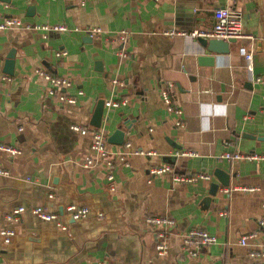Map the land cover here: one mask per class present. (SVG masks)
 <instances>
[{
    "label": "crops",
    "instance_id": "0c3cea01",
    "mask_svg": "<svg viewBox=\"0 0 264 264\" xmlns=\"http://www.w3.org/2000/svg\"><path fill=\"white\" fill-rule=\"evenodd\" d=\"M222 7L241 14L243 36L216 54L189 33L210 30ZM8 17L31 28L0 30V143L19 150H0V170L7 171L0 174V229L14 231L10 243H0V264H254L250 247L264 244V161L220 156L264 155V0H0V21ZM55 24L67 30L34 28ZM85 28L99 32L88 36ZM172 29L187 35H163ZM38 70L71 84L62 91ZM164 90L180 114L168 110ZM64 91L74 103L59 99ZM123 99L119 107L105 105ZM100 100L97 128L91 120ZM202 105L210 112L227 106L226 116L209 117L207 132ZM72 124L101 130L109 152H124L126 162L115 159L112 180L102 163L83 167L94 156L91 136ZM116 129L123 131L122 144L107 140ZM137 149L157 155H137ZM182 150L195 155H174ZM165 164L173 171L149 175V168ZM174 173L209 178L180 182ZM70 204L87 207L88 215L70 221ZM20 206V220L8 221ZM37 206L59 214L66 228L40 220L31 212ZM146 216L175 221L164 255ZM193 228L217 241L189 257L181 243ZM249 232L256 239L239 245Z\"/></svg>",
    "mask_w": 264,
    "mask_h": 264
},
{
    "label": "built area",
    "instance_id": "2783aa9c",
    "mask_svg": "<svg viewBox=\"0 0 264 264\" xmlns=\"http://www.w3.org/2000/svg\"><path fill=\"white\" fill-rule=\"evenodd\" d=\"M213 17L215 20V23L213 27L210 30H194L189 33V35L194 37H204V38H214L218 40H224L227 41L229 39H236L243 36V25H242V16L234 9H231L229 7H222L214 10ZM13 27H21V28H31V26L27 24H23L19 19L8 17L4 18L0 21V30L2 29H9ZM41 27L46 30H53L57 32L65 31L67 30V27L62 24H55V25H42V26H34V28ZM85 33L88 36H94L99 32V28H85ZM163 35L167 36H175V35H187V32L177 29L172 30H166L162 32ZM65 53L63 51L57 52V56L64 55ZM244 56L247 61L248 68H251V55L245 54ZM38 75L43 78L44 80L50 82L51 84H54L57 86L60 90L66 89L68 86H70L71 82L66 78H60L55 77L50 74H48L45 71H37ZM49 93H54V91L51 89L49 90ZM164 102L167 104L168 110L174 112L175 114H180L181 110L177 108H173L171 106V99L169 96V93L164 90L162 93ZM60 100H63L67 103H74L75 98L72 96H69L65 93H61L58 95ZM127 99H123L121 101H113L109 100L105 102L106 106L109 107H119L120 105L126 104ZM176 125H182V122H177ZM71 129L74 131H77L83 135L89 134L91 136V151L93 152L94 156H87L83 162V167L90 168L94 165H97L99 163H102L106 166V168L109 170L107 174L108 180L113 179L112 170L114 167V161L115 159L119 160L120 162L125 163V155L124 152L119 153H112L109 152L106 148V136L102 133L101 130L90 128L87 126H81L78 124H72ZM124 147L128 149L130 147L129 143H125ZM0 150L6 151L10 153L11 155H15L19 153V150L16 148H13L11 146L5 145L0 143ZM134 153L137 155L142 156H155L157 155V152L154 150H143V149H137L134 150ZM176 156H194L195 152L192 150H182L175 152ZM221 158H226L227 160H250V161H264V155H257V154H251V153H241V152H234L229 153L226 152L220 156ZM173 168L170 165H162V166H156L151 167L148 169L149 175L156 176V175H162L165 173L172 172ZM0 174H7V171L0 170ZM209 176L202 173L197 174H190V175H173L174 181H180V182H194L198 179H208ZM250 189V188H247ZM250 190H253L250 189ZM24 208L22 206L14 208L12 211H10L6 215V219L11 222H18L20 220V215L24 212ZM31 212L37 216L40 220L46 221V222H53L57 227H60L61 229L66 228V224L61 221V218L59 214L56 212H51L46 210L43 207L37 206L31 209ZM67 214L73 219V220H79L82 218H85L88 215V208L84 206H76L74 204H70L66 208ZM145 222L148 223L153 229L154 234L156 236V243L155 248L158 254L164 255L167 252L168 246L166 242L164 241L166 237V233L173 230L175 226V221L172 218L169 217H160V216H146ZM260 225L264 224V219L259 221ZM162 228V229H158ZM14 236V231L9 228L0 229V243L8 244L10 243L12 237ZM257 237L256 232H249L246 234H242L239 236L237 243L241 246H249L250 243H252ZM216 237L209 234L203 229L199 228H193L187 231L183 238L181 243V250L187 254L189 257H196L200 251L209 245L216 243ZM248 254L249 256L255 261L254 264H264V244L262 245H253V247H250Z\"/></svg>",
    "mask_w": 264,
    "mask_h": 264
},
{
    "label": "water",
    "instance_id": "95a60500",
    "mask_svg": "<svg viewBox=\"0 0 264 264\" xmlns=\"http://www.w3.org/2000/svg\"><path fill=\"white\" fill-rule=\"evenodd\" d=\"M199 43L205 47L208 51H211L216 54H224L228 52V44L229 42H232L233 39H229L227 41L224 40H218V39H208L204 37H198L197 38ZM201 60L205 61H211L210 59H204L201 58ZM13 52L9 53L7 56V59L5 61V67H4V72L7 74H13ZM102 112H103V100H100L98 104L96 105V108L92 114V120H91V125L94 127H100L101 125V119H102ZM109 142H113L116 144H122L123 143V131L121 129H116L113 134H111L108 139ZM70 221L73 219L71 217L68 218Z\"/></svg>",
    "mask_w": 264,
    "mask_h": 264
},
{
    "label": "clouds",
    "instance_id": "9594fccd",
    "mask_svg": "<svg viewBox=\"0 0 264 264\" xmlns=\"http://www.w3.org/2000/svg\"><path fill=\"white\" fill-rule=\"evenodd\" d=\"M201 131L207 132L211 129L210 116H226L227 115V106L226 105H216L214 111H209L208 105L201 106Z\"/></svg>",
    "mask_w": 264,
    "mask_h": 264
}]
</instances>
